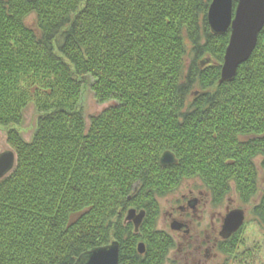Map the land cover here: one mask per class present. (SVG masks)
I'll return each mask as SVG.
<instances>
[{
    "label": "trees",
    "instance_id": "16d2710c",
    "mask_svg": "<svg viewBox=\"0 0 264 264\" xmlns=\"http://www.w3.org/2000/svg\"><path fill=\"white\" fill-rule=\"evenodd\" d=\"M211 2L0 0V126L17 157L0 179V264H76L115 241L119 264H164L175 243L158 227L161 198L189 179L218 204L254 193L264 28L220 83L230 31L212 32ZM85 76L99 102L117 103L89 125ZM31 102L39 117L26 141L15 126ZM166 151L176 164H161ZM130 208L146 211L137 232Z\"/></svg>",
    "mask_w": 264,
    "mask_h": 264
},
{
    "label": "flooded vegetation",
    "instance_id": "af4514ba",
    "mask_svg": "<svg viewBox=\"0 0 264 264\" xmlns=\"http://www.w3.org/2000/svg\"><path fill=\"white\" fill-rule=\"evenodd\" d=\"M256 163L254 193L228 192L218 204L210 189L189 188L172 204L170 228L174 220L184 225L174 233L168 232L184 255L178 264H264V156L258 155ZM233 210L243 211L244 221L226 238L221 231Z\"/></svg>",
    "mask_w": 264,
    "mask_h": 264
},
{
    "label": "water",
    "instance_id": "95a60500",
    "mask_svg": "<svg viewBox=\"0 0 264 264\" xmlns=\"http://www.w3.org/2000/svg\"><path fill=\"white\" fill-rule=\"evenodd\" d=\"M208 23L214 34L223 35L230 31V40L226 49L221 71L220 83L230 82L237 75L238 68L247 62L257 47L260 32L264 28V0H212L208 9ZM16 153L9 150L0 153V179L8 175L16 165ZM162 165L177 163L175 154L166 151L161 156ZM146 216V211L131 208L127 211L126 221L139 230ZM244 221L243 211L233 210L226 218L221 234L228 238L238 231ZM184 225L177 220L172 229L180 230ZM146 250L144 242L138 244L139 253ZM120 244L95 247L81 256L76 264H119Z\"/></svg>",
    "mask_w": 264,
    "mask_h": 264
},
{
    "label": "rangeland",
    "instance_id": "374dc122",
    "mask_svg": "<svg viewBox=\"0 0 264 264\" xmlns=\"http://www.w3.org/2000/svg\"><path fill=\"white\" fill-rule=\"evenodd\" d=\"M32 20L33 16L28 17L29 22H32ZM92 83L93 78H91L90 76H85L83 78L82 91L79 99V106L83 111V115L87 125H89L90 119L93 116L98 115L107 107L117 104L114 100L99 102L95 96L94 91L92 90ZM38 117L39 112L37 111L35 104L31 102L24 111L21 123L15 126L26 141H31L33 139L37 130ZM7 131V127L0 126V153L13 150L12 146L8 143L7 140ZM263 179L264 174L261 175V180L263 181ZM197 183H199V181H197ZM195 185H197L196 182L192 179H189L187 181H184L176 192L160 199L161 213L158 220L159 229L174 233L175 230H172L170 228L171 221L168 213L172 210V204H174L177 198H180L181 194L187 192L189 188H194ZM182 256L184 255H180L178 248L175 247L171 250V252H169L164 264H178L179 260L183 258Z\"/></svg>",
    "mask_w": 264,
    "mask_h": 264
}]
</instances>
